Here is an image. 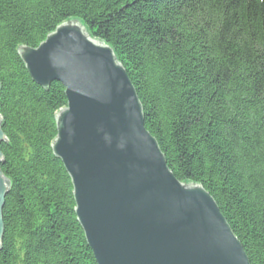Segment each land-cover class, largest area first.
<instances>
[{"label": "trees", "instance_id": "obj_1", "mask_svg": "<svg viewBox=\"0 0 264 264\" xmlns=\"http://www.w3.org/2000/svg\"><path fill=\"white\" fill-rule=\"evenodd\" d=\"M76 19L125 67L173 175L203 185L264 264V0H0V264H97L50 146L65 88L18 54Z\"/></svg>", "mask_w": 264, "mask_h": 264}, {"label": "water", "instance_id": "obj_2", "mask_svg": "<svg viewBox=\"0 0 264 264\" xmlns=\"http://www.w3.org/2000/svg\"><path fill=\"white\" fill-rule=\"evenodd\" d=\"M18 54L42 88L55 80L65 88L50 146L72 180L75 214L97 264H250L214 197L169 169L112 47L76 19ZM2 122L0 113V144ZM10 186L0 170V245Z\"/></svg>", "mask_w": 264, "mask_h": 264}]
</instances>
